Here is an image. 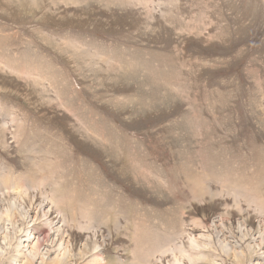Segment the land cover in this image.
<instances>
[{"label": "rangeland", "instance_id": "374dc122", "mask_svg": "<svg viewBox=\"0 0 264 264\" xmlns=\"http://www.w3.org/2000/svg\"><path fill=\"white\" fill-rule=\"evenodd\" d=\"M0 264H264V0H0Z\"/></svg>", "mask_w": 264, "mask_h": 264}, {"label": "bare ground", "instance_id": "6f19581e", "mask_svg": "<svg viewBox=\"0 0 264 264\" xmlns=\"http://www.w3.org/2000/svg\"><path fill=\"white\" fill-rule=\"evenodd\" d=\"M30 255H31V256H30L31 258H30L29 260L33 261V258H34L35 255H36V251H33Z\"/></svg>", "mask_w": 264, "mask_h": 264}]
</instances>
